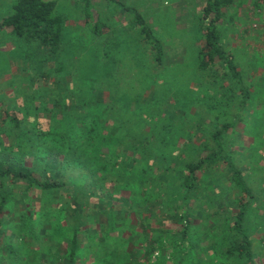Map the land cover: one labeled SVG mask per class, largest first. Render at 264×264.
I'll return each instance as SVG.
<instances>
[{"label":"rangeland","instance_id":"obj_1","mask_svg":"<svg viewBox=\"0 0 264 264\" xmlns=\"http://www.w3.org/2000/svg\"><path fill=\"white\" fill-rule=\"evenodd\" d=\"M46 1L57 2V13L66 18V25L72 29L68 37L78 43L72 50L77 53L76 58L86 57L87 64L97 63L101 70L93 74V78H101V71L108 75L111 89H105L102 96L104 102L116 105L117 115L136 116L140 110L134 105L136 101L153 97L156 101L155 108L146 106L143 110L151 115H145L144 119L152 130L157 129V134L139 153L127 151L123 146L125 141L118 139L125 138L123 134H109L100 128L101 135L110 137L109 148L103 145L102 154L107 155L111 150L109 160H115L112 164L116 168L126 162L123 169L136 158L140 166L135 165L142 171L133 176L129 174L133 180L129 184L126 181L129 176L125 181L120 179L114 183L118 189L109 194L110 205L104 203L107 213L97 214L95 210L96 206L100 208V194L92 198L95 208L82 207L83 216L87 217L83 229L96 231L99 236L88 243L84 235H79L85 254L76 264H103L105 258L112 257L111 253L123 248L134 251L127 254L129 264H250L245 257L237 259L227 254L229 248L243 241L235 223L239 199L243 197H247L245 209L248 211L241 229L251 243L254 264H264V9H257L253 0H238L225 10V19L219 24L221 41L235 58L238 73L234 77L220 62L213 66L216 72L198 68L202 10L207 0H92L97 9L105 12L102 18H107L111 26L95 39L94 47L90 41L86 43L92 37L83 26L82 0ZM120 5L138 10L151 26L164 48L162 67L144 59V53L138 50V38L134 37L139 35V29L133 28L134 15H124L127 13L120 11ZM9 10L10 0H0V19L7 16ZM108 40L113 43L109 44ZM106 48L107 59L103 53ZM90 49L95 52L89 53ZM24 51L9 31L0 30L1 119L6 109L23 119L30 105L32 110L44 107L41 99L31 102V98L24 95L43 92L34 90L31 85L30 72L25 69L27 63L22 61ZM18 89L24 94L17 92ZM121 101L125 102L124 106ZM80 102L76 100L81 111L83 103ZM49 108L53 109L51 103ZM54 117L46 114V118L38 120L40 128H27L32 133L28 138L30 142L24 135V147L19 131L0 129V158H11L32 169L41 165L42 156L55 146L54 138L65 136V128H51ZM225 127L221 138L214 141V133ZM145 131L148 134L149 129ZM130 141L131 138H127L128 144ZM220 148L241 172L252 198L236 186L231 169L224 162L213 168L205 166L197 173L192 189L183 187V178L191 176L185 164L197 160L203 153L218 152ZM169 162L173 166L172 173L168 171ZM144 166L151 171L145 180L142 177ZM66 169L68 181L75 185L80 174L86 172L75 166ZM153 174L158 180L157 188L149 178ZM140 181L145 182L141 188ZM122 182H125L124 187L120 186ZM110 183L107 186L111 188L113 182ZM85 184L86 181L82 186ZM30 196L33 204L29 203V208L38 210L40 191L33 189ZM15 207L16 204L11 203L4 209V232L0 238L8 239L12 248L30 250L31 255L41 252L38 244L15 234L23 227L18 216H13ZM16 208L21 210L19 206ZM66 214L69 221L62 220L61 226L74 222L70 211ZM12 218L13 223L6 222ZM34 231L37 233L34 237L41 234L39 228L34 227ZM85 236L91 235L85 233ZM69 246L65 237L57 238V245H51L47 253L61 256ZM1 256L6 253L2 252ZM109 262L115 264L116 260L109 259Z\"/></svg>","mask_w":264,"mask_h":264},{"label":"trees","instance_id":"obj_2","mask_svg":"<svg viewBox=\"0 0 264 264\" xmlns=\"http://www.w3.org/2000/svg\"><path fill=\"white\" fill-rule=\"evenodd\" d=\"M237 1L207 0L203 7V33L197 61L200 70L213 72L215 71L213 66L220 62L234 77L237 76L238 68L234 63L235 58L224 49L219 25L225 19V10L231 8ZM82 2L83 26L88 30L87 35L90 38L92 37V40L88 39L86 43L90 41L89 44L94 47L96 45L95 39L102 36V31L105 28L110 29L111 26L108 24L109 20L107 18H102L105 12L103 13L100 9H97L92 0H82ZM253 2H255L257 9H264V0H253ZM95 10L98 12L97 16ZM120 11L127 13L124 15H128V13L134 15L135 20H132L134 27H132L139 29L137 33L139 35H134V37L138 38L137 43L140 46L138 50L144 53V59L152 61L158 67H162L165 57L164 48L144 16L138 10L126 5H120ZM0 30L9 31L24 47L22 61L27 63L25 69H28L32 77H30L31 85L34 86V90H43L40 95L38 93L35 95L34 91L31 95L24 94L21 89H18L17 92L23 93L29 100L31 98V102L32 100L34 102L35 99L38 101V98L44 102L43 108L34 110L31 109L30 105L29 111L24 114L23 119L18 116V113H11V110L8 109L4 110L5 116L2 119L0 118V129L10 128L14 133L19 131L20 141H23L22 146L24 147L26 146V140H23L24 135L27 136L28 140L32 133V130H27V128H40L38 120L46 118V114L50 115L51 118L55 116L52 119L53 125L51 128H65L64 138H54L55 146L49 150L48 154L42 156L41 165L36 168L32 169L23 163H16L11 158H0V236L4 232L2 227L4 225L2 224L4 209L9 207L11 203H15L16 207H21V210L16 207L13 208V216H18L21 221L20 225H23L22 228L15 231V234L23 238H29L31 242L38 244L41 250V252H35L31 255L28 249L12 248L7 242L8 239L2 237L0 238V264H76V260L82 258L85 254V248L79 241V235H84L86 240L88 239V243L99 236L96 231L83 229V226L87 223V217L83 216L84 208L82 210V207L95 208V202H92V198H96V195L100 194V204L98 205L100 208L96 206L95 210L97 214L107 213L108 209L104 203L110 205L109 197L112 195L111 193L118 189V186H114V183L120 181V179L125 181L129 176L130 180L129 178L126 180L129 184L133 181V174L142 171L137 169L138 167L135 165L138 164L136 158L127 163V169H123L126 162L122 163L120 168H116L112 164L116 163L115 160H109L112 156L111 150L107 155L102 154L100 150L103 145L109 148L110 137L101 135L100 128L105 129L109 134H112V132L123 134L125 138L118 139L126 142L123 146L127 151H133L134 154L141 152L144 145L148 146V143H152V136L157 134V129L152 130L148 120L144 119L145 115H151L143 110V107L146 106L151 107V109L155 108V97L148 98L143 102L141 100L135 102L136 108L140 109L135 114L137 117L117 115L116 105L104 102L102 96L105 89H111L108 75L102 74L104 72L101 71L99 75L101 78L98 79L96 76L93 78V74L95 75L101 70L97 67V63L89 60L91 64H87L86 57L76 58L77 53L72 50L78 46V43L71 42L72 37H68L70 33L68 31L72 29L66 25V18L57 13L56 1L10 0L8 15L0 19ZM108 43L112 44L113 42L108 40ZM144 43L145 46H142ZM145 47L148 49H145ZM107 49L103 52L106 59L109 57ZM93 51L95 52V49H90L88 52ZM64 60H69V63ZM219 70L221 69L219 68ZM41 82L47 85L44 84V86ZM67 100H69V104H67ZM76 100L83 103L81 111L76 105ZM50 103L53 105L52 110L49 108ZM120 103L122 106L125 105L123 101ZM73 105L74 107H72ZM34 119L35 121L32 122L31 120ZM127 122L131 123L132 126ZM141 123H144V125L140 126ZM145 129H149L148 134ZM226 129L225 127L215 132L213 135L214 141H218ZM21 131L23 132L21 133ZM127 138H131L129 144ZM221 150L222 148L218 152L214 151V153L207 155L203 153L197 160L187 162L185 169L188 170L191 176L183 178V187L187 190L192 189L197 179V173L200 170L202 171L205 166L213 168L219 162H224L231 169L236 186L240 188L241 192L250 195L252 198L251 191L241 172L227 160ZM148 155L151 157V152ZM168 164V171L172 173L173 166L171 162ZM138 165L140 166V164ZM68 166H75V168L86 171L80 174L77 180L78 185L71 184L68 181L65 173ZM143 168L142 177L145 180V177L151 174V171L150 168L145 166ZM63 169L64 172L62 173ZM169 176L171 175L169 174ZM149 178L153 187L157 188L156 175L153 174ZM82 181H86L85 186H82ZM111 181L113 185L110 188L107 184ZM163 181L164 179L161 178V182ZM143 182L140 181V188L145 183ZM120 186L124 187L125 182H122ZM33 189L40 191L41 204L38 210L29 208V203L33 204L30 199V193ZM95 189L96 192H94ZM246 201L247 197L239 199V210L235 222L238 231L243 236V241L229 248L227 254L237 256V259L245 257L250 264H254L250 249L251 243L241 229L248 211L245 209ZM66 211H70V216L74 222L72 224L68 223L67 226H61L60 222L62 220L67 219L69 221ZM13 220L12 218L6 222L13 223ZM34 227L41 230V234L36 237H34L37 234ZM85 233H89L91 236H85ZM186 233L185 230V236ZM63 237L69 242L68 249L61 256L47 253V250L51 249V245H57V238ZM61 246L64 247L62 243ZM2 252H5L6 256H1ZM131 252H134L133 249H117L114 254H110L112 255L111 258L108 256L104 259L103 264H110L109 259H115V264H129L127 254Z\"/></svg>","mask_w":264,"mask_h":264}]
</instances>
